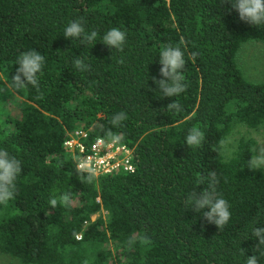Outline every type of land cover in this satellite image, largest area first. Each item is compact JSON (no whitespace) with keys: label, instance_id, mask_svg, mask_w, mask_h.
<instances>
[{"label":"trees","instance_id":"trees-1","mask_svg":"<svg viewBox=\"0 0 264 264\" xmlns=\"http://www.w3.org/2000/svg\"><path fill=\"white\" fill-rule=\"evenodd\" d=\"M230 2L0 0V147L22 165L15 197L0 205L1 253L22 264H244L253 255L264 264V245L251 234L264 227V169L248 167L254 142L240 139L223 155L236 124L264 125V82L247 80L236 63L242 43L264 41V25L240 20ZM80 17L99 34L90 44L63 34ZM112 27L126 33L123 51L100 40ZM166 44L185 54L186 91L176 97H161L152 80L167 79L159 56ZM29 50L45 58L39 91H15L8 83ZM75 56L90 71L75 69ZM175 100L180 111L167 110ZM121 111L127 120L113 128ZM193 126L205 139L189 148ZM108 128L132 150L134 170L82 182L73 160L79 154L64 142L76 130L87 132L86 145L107 140ZM210 171L230 204L222 228L202 215L210 209L184 205L188 192L207 187L206 179L197 183ZM63 193L71 206L52 209L50 198Z\"/></svg>","mask_w":264,"mask_h":264},{"label":"clouds","instance_id":"clouds-1","mask_svg":"<svg viewBox=\"0 0 264 264\" xmlns=\"http://www.w3.org/2000/svg\"><path fill=\"white\" fill-rule=\"evenodd\" d=\"M232 9H235L239 18L254 26L264 25V0H231ZM64 36L70 39H78L80 43L86 45L95 41L98 37V32L93 30L90 33L85 30L83 17L71 21L64 29ZM102 43L111 49L123 51V46L126 42V33L120 28H109L101 37ZM183 43V41L181 42ZM184 52L179 45L172 46L171 44L163 45L160 48L159 56L160 63L163 65L160 72L167 79L152 80L157 85L161 97H173L186 91L185 76L183 69L185 67ZM198 53H192L195 58ZM122 62V61H121ZM19 67L16 69V74L10 79L8 87L19 91L27 85H32L39 91V75L43 71L45 58L36 50L23 52L16 62ZM73 67L80 72L90 71V66L85 63V60L80 56H75L72 61ZM180 104L177 100L167 105V110L180 111ZM127 120L125 112L115 113L110 121L113 128L122 127V122ZM104 138L109 142L118 143L122 136L114 133L112 128H108L104 132ZM205 139L204 131L197 126L188 129V134L185 138V143L189 148L199 147ZM76 163V172L82 182L93 183L97 178V169L93 164L80 157H73ZM248 167L251 170L264 169V147L256 150L255 154L250 157ZM22 173L21 161L11 155L5 148L0 147V205H7L12 200L17 192V179ZM207 180V187L197 193L195 190L188 192L187 199L184 200L185 208H192L193 211L200 213L203 209L208 208L209 211H203L202 215L208 221L214 223L218 228L226 225L230 218V204L222 194L216 191V185L219 183L216 173L210 171L206 178H202L197 185L204 184ZM71 194L63 193L59 196L55 194L50 198L49 204L52 209H55L58 204L64 207L71 206ZM257 240V247L264 245V227H254L251 232ZM145 238L141 243H149ZM129 248L136 243L135 238L130 237L126 241ZM244 264H258L256 255L248 257Z\"/></svg>","mask_w":264,"mask_h":264},{"label":"rangeland","instance_id":"rangeland-1","mask_svg":"<svg viewBox=\"0 0 264 264\" xmlns=\"http://www.w3.org/2000/svg\"><path fill=\"white\" fill-rule=\"evenodd\" d=\"M236 63L247 80L258 83L264 82V41L242 43L237 50ZM247 138L254 142L253 149L255 154L258 148L264 147V125L257 128H249L242 124H236L223 142V155L229 157L239 140ZM99 214L103 215L104 212L102 211ZM99 214L93 215L92 219ZM0 264L22 263L12 256L0 252Z\"/></svg>","mask_w":264,"mask_h":264},{"label":"built area","instance_id":"built-area-1","mask_svg":"<svg viewBox=\"0 0 264 264\" xmlns=\"http://www.w3.org/2000/svg\"><path fill=\"white\" fill-rule=\"evenodd\" d=\"M88 134L84 130H76L64 145L76 151L79 157L90 161L97 169V175L109 174L114 171H133L131 160L132 150L124 144L112 143L101 137H94L88 145ZM82 234H76V239H81Z\"/></svg>","mask_w":264,"mask_h":264}]
</instances>
